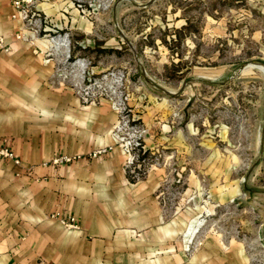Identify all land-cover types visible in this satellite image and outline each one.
<instances>
[{
	"label": "rangeland",
	"instance_id": "1",
	"mask_svg": "<svg viewBox=\"0 0 264 264\" xmlns=\"http://www.w3.org/2000/svg\"><path fill=\"white\" fill-rule=\"evenodd\" d=\"M39 2L61 17L49 36L67 34L60 82L139 137L137 177L164 167L169 212L264 264V0H37L43 17Z\"/></svg>",
	"mask_w": 264,
	"mask_h": 264
},
{
	"label": "crops",
	"instance_id": "2",
	"mask_svg": "<svg viewBox=\"0 0 264 264\" xmlns=\"http://www.w3.org/2000/svg\"><path fill=\"white\" fill-rule=\"evenodd\" d=\"M50 6L36 8L56 26ZM13 13L12 0H0L10 47L0 50V148L19 159L0 156V264H246L234 242L213 235L185 251L195 217L166 209L164 167L134 177L114 140L118 112L62 84L54 50L14 38L23 22ZM157 143L145 139L149 152ZM64 155L79 158L53 162Z\"/></svg>",
	"mask_w": 264,
	"mask_h": 264
},
{
	"label": "built area",
	"instance_id": "3",
	"mask_svg": "<svg viewBox=\"0 0 264 264\" xmlns=\"http://www.w3.org/2000/svg\"><path fill=\"white\" fill-rule=\"evenodd\" d=\"M36 1L37 0H12V5L14 8L12 18H17L23 22L22 27L14 34V38L32 45L35 43H40L45 48V50H48L49 52L52 50L58 51L60 50L59 48L64 49L66 60L67 58H69V42L66 40L67 34L65 33L63 36H49V34L47 33L49 28L44 25V23H46L47 16L45 15L42 17L40 13L34 9ZM41 32L44 33L41 34ZM0 50H10V47L4 44L2 39H0ZM126 128H128V121H125L124 118L120 117L119 122L115 128L114 140L115 144L127 157V167L131 168V172L133 173L134 177L138 178L137 171L135 170L137 167V170L140 169V167L136 165L135 161L138 162L140 151L139 149L142 147V144L139 137H137L136 139H128L126 137L128 132H124ZM103 152H105V149H100L92 152L91 156L95 157ZM0 156L12 159L15 163H19V159L16 157V155L7 148H0ZM77 158H79V156L69 157L64 155L62 157L53 159V162H69L72 159ZM73 222L74 218L70 217L69 221L65 222V224L67 226L74 227L75 225ZM202 224V220L189 224L187 230L183 234L185 251L196 250L203 244L204 239L199 234Z\"/></svg>",
	"mask_w": 264,
	"mask_h": 264
},
{
	"label": "bare ground",
	"instance_id": "4",
	"mask_svg": "<svg viewBox=\"0 0 264 264\" xmlns=\"http://www.w3.org/2000/svg\"><path fill=\"white\" fill-rule=\"evenodd\" d=\"M260 67V66H259Z\"/></svg>",
	"mask_w": 264,
	"mask_h": 264
},
{
	"label": "water",
	"instance_id": "5",
	"mask_svg": "<svg viewBox=\"0 0 264 264\" xmlns=\"http://www.w3.org/2000/svg\"><path fill=\"white\" fill-rule=\"evenodd\" d=\"M256 65V64H255Z\"/></svg>",
	"mask_w": 264,
	"mask_h": 264
}]
</instances>
